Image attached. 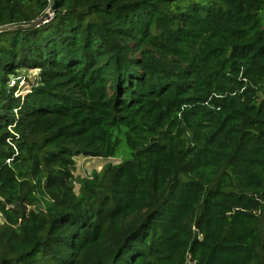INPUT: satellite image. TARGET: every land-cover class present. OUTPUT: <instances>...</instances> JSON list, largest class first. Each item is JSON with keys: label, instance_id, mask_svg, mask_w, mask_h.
<instances>
[{"label": "trees", "instance_id": "obj_1", "mask_svg": "<svg viewBox=\"0 0 264 264\" xmlns=\"http://www.w3.org/2000/svg\"><path fill=\"white\" fill-rule=\"evenodd\" d=\"M58 1L0 0V264H264V0Z\"/></svg>", "mask_w": 264, "mask_h": 264}, {"label": "rangeland", "instance_id": "obj_2", "mask_svg": "<svg viewBox=\"0 0 264 264\" xmlns=\"http://www.w3.org/2000/svg\"><path fill=\"white\" fill-rule=\"evenodd\" d=\"M38 71H22L19 77L14 78L17 82L19 81V91L21 93H26L31 89L33 83L36 82ZM76 160V168H75V176L76 177H87L90 176L93 172H100L107 164H118L121 162V159L118 158H92L85 156L75 157ZM80 186L76 184L75 191L79 192ZM3 217L0 215V226L3 222Z\"/></svg>", "mask_w": 264, "mask_h": 264}, {"label": "water", "instance_id": "obj_3", "mask_svg": "<svg viewBox=\"0 0 264 264\" xmlns=\"http://www.w3.org/2000/svg\"><path fill=\"white\" fill-rule=\"evenodd\" d=\"M52 1V5H51V7H50V9H49V11L47 12V13H45V15H43L36 23H34V24H39V23H42V22H44V21H46V20H49L50 18H51V16L57 11V9H58V6H59V1L58 0H51ZM18 28V27H17ZM11 29H13V28H3V29H0V33H2V32H6V31H8V30H11ZM200 240V238H199V235L197 234L196 236H195V239H194V242H193V244L195 243V242H197V241H199ZM192 251V248H191V250H190V252ZM194 261H193V259L192 258H190V263H193Z\"/></svg>", "mask_w": 264, "mask_h": 264}, {"label": "built area", "instance_id": "obj_4", "mask_svg": "<svg viewBox=\"0 0 264 264\" xmlns=\"http://www.w3.org/2000/svg\"><path fill=\"white\" fill-rule=\"evenodd\" d=\"M11 83H12V85H15L16 83H17V81L15 80V79H13L12 81H11ZM1 215V214H0Z\"/></svg>", "mask_w": 264, "mask_h": 264}, {"label": "crops", "instance_id": "obj_5", "mask_svg": "<svg viewBox=\"0 0 264 264\" xmlns=\"http://www.w3.org/2000/svg\"><path fill=\"white\" fill-rule=\"evenodd\" d=\"M3 223H4V220H3L2 224H3ZM2 224H1V225H2Z\"/></svg>", "mask_w": 264, "mask_h": 264}]
</instances>
